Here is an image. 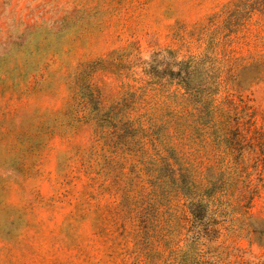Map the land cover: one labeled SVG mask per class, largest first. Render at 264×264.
<instances>
[{"label": "rangeland", "instance_id": "1", "mask_svg": "<svg viewBox=\"0 0 264 264\" xmlns=\"http://www.w3.org/2000/svg\"><path fill=\"white\" fill-rule=\"evenodd\" d=\"M0 264H264V0H0Z\"/></svg>", "mask_w": 264, "mask_h": 264}]
</instances>
